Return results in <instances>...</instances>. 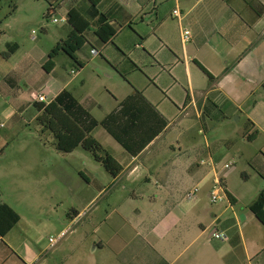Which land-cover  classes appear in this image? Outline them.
<instances>
[{"label": "crops", "instance_id": "obj_1", "mask_svg": "<svg viewBox=\"0 0 264 264\" xmlns=\"http://www.w3.org/2000/svg\"><path fill=\"white\" fill-rule=\"evenodd\" d=\"M43 1V19L62 24L55 45L72 30L70 11L88 23L85 43L74 60L59 52L46 72L43 65L53 47L24 51L26 42L12 40L0 27V95L10 99L4 111L10 131L24 112L30 111V121L39 114L32 92L50 102L67 90L93 119L107 118L121 138L142 148L132 155L104 127L91 131L121 166L115 177L81 147L60 152L83 155L71 190L74 204L83 209L73 210L70 224L83 222L86 228H74L53 247L39 233L46 222L19 215L1 199L19 219L0 236V264H264V224L249 208L264 191V145L253 166L262 185L255 188L244 181L241 187H231L230 173H224L225 199L212 204L215 173L210 165L220 167L216 152L206 145L195 150L193 160L192 153L168 143L172 125L178 127L190 117L205 134L206 120L241 115L242 137L255 130L251 141L264 135V10L257 15L264 0H101L95 7L88 0ZM11 9L14 14L18 5ZM102 16L115 31L106 44L94 33ZM184 30L189 32L186 42L181 40ZM92 49L99 54L92 56ZM108 67L123 79L134 78L131 88L121 94L109 90L112 98L105 103L87 91L81 99L73 94L75 81L82 80L84 87L89 68L106 72ZM137 75L145 81L140 83ZM130 96L131 101L122 104ZM187 131L182 132L186 138ZM6 140L7 135L0 134V162L7 156ZM5 171L11 172L0 167V173ZM58 173L61 177V168ZM22 202L29 204L30 199L23 195ZM216 233L225 239H215ZM69 238L74 246L63 251V240Z\"/></svg>", "mask_w": 264, "mask_h": 264}, {"label": "rangeland", "instance_id": "obj_2", "mask_svg": "<svg viewBox=\"0 0 264 264\" xmlns=\"http://www.w3.org/2000/svg\"><path fill=\"white\" fill-rule=\"evenodd\" d=\"M15 4L18 5V10L12 14L11 8ZM44 11L43 0H0V27L12 40L23 39L26 42L24 51L34 47L49 50L54 47L62 24L53 23L51 19H43ZM60 60L62 57L57 59L58 62ZM107 69L106 72L101 69H94L92 72L93 70L89 68L84 75L86 79L84 87L82 80L75 81L73 94L81 99L82 93L87 91L92 99L105 103L112 98L109 90L121 94L123 89L131 88L130 83L134 78L127 76L123 79L114 70L109 67ZM135 78L140 83L145 81L142 75ZM9 100L7 95H0V125H3L0 134L7 135L3 149L7 156L0 162V167H9L11 171L0 173V200L12 205L21 216L30 218L35 216V219L46 222V228L39 232L46 240L50 237L55 238L59 231L67 227L70 231L74 228H86L82 225L83 222L81 225L70 224L73 210L79 212L83 209V206L74 204L71 197V190L78 180L75 169L82 162L83 155L77 154L75 157L56 151L52 134L48 131L41 132V127L36 121H30V111L24 112L20 123L10 131L9 121L4 116ZM95 115L98 117L100 114L96 112ZM186 120L187 123L184 120L178 127L172 125L168 133L171 136L168 143L178 146L184 152L192 153L193 160L196 157L195 150H205L206 145L212 147L216 152L215 158L219 166L224 163L231 164L227 170L218 168L219 176L230 173L228 180L231 187H241L244 181H248V185L255 188L262 185L255 175L253 166L258 158L256 154L259 153V148L264 145V135H260L255 141L242 137L244 118L241 115H234L218 122L206 120L205 134L199 132L201 127L193 117ZM184 130L190 133L188 138L182 133ZM178 133L183 135L179 140L176 139ZM228 140L233 141L231 146L225 145ZM84 162L86 164L87 160ZM59 168L62 170L61 177L58 173ZM96 168L102 175L104 171H101V167ZM22 194L30 199L29 204L22 202ZM90 210L85 209L84 214ZM62 245L64 251L74 246V242L69 238L63 240Z\"/></svg>", "mask_w": 264, "mask_h": 264}, {"label": "trees", "instance_id": "obj_3", "mask_svg": "<svg viewBox=\"0 0 264 264\" xmlns=\"http://www.w3.org/2000/svg\"><path fill=\"white\" fill-rule=\"evenodd\" d=\"M92 7H95L101 0H88ZM263 7L257 12L261 14ZM46 17V16H45ZM101 21L95 30V35L101 43L106 44L114 36V29L107 24L106 17H101ZM79 20V22H78ZM68 23L72 30L64 40L59 41L48 53V58L43 65L46 72H50L54 66L53 59L63 52L74 60V54L85 43L84 32L88 28V23L76 11L68 13ZM202 72L209 79L212 77L199 66ZM131 96L126 98L122 104L131 101ZM39 112L35 118L36 123L41 127V132L48 131L54 138V148L61 153H70L77 147L89 152L95 161L99 162L106 172L115 177L121 170V166L105 151V149L91 137L90 133L96 126H102L106 131L130 154H136L142 146H131L129 140L121 138L112 128L107 118L97 121L83 109L75 97L67 90H62L53 100L47 104L35 106ZM252 125V124H251ZM257 131L247 135L248 140H252ZM264 191H261L256 200L250 205L252 213L264 224ZM18 215L7 204L0 203V236H3L17 222Z\"/></svg>", "mask_w": 264, "mask_h": 264}, {"label": "built area", "instance_id": "obj_4", "mask_svg": "<svg viewBox=\"0 0 264 264\" xmlns=\"http://www.w3.org/2000/svg\"><path fill=\"white\" fill-rule=\"evenodd\" d=\"M172 13L176 17L179 15L176 10H174ZM52 22H56V20L53 19ZM181 37H182L181 38L182 42H186L189 39V32L186 30L182 31ZM90 54L92 56H97L99 53H98V51L92 49V50H90ZM31 98H32L33 102H35V103H39V104H47L48 103L46 101V97L42 93L32 92ZM210 166L212 167V170L215 173V179L213 180L211 188H210L209 201H210V203L215 204V203H219L225 199L224 186H223V183L221 181L220 176L218 175L217 165L211 164ZM230 167H231L230 163H224L219 168L222 170H227ZM195 192H196V189H194L193 192H190L188 194V197L192 198L194 196ZM69 231L70 230H68V228H67L66 230H63L62 232H60L55 238H52V237L48 238V242H49L50 246L53 247L54 245H56L62 238H64L66 236V234ZM213 237L215 239H218V240L225 239V236L222 234H219V233L214 234Z\"/></svg>", "mask_w": 264, "mask_h": 264}]
</instances>
